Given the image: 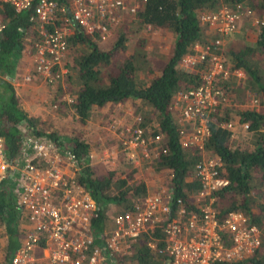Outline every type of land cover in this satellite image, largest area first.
<instances>
[{
  "label": "trees",
  "instance_id": "1",
  "mask_svg": "<svg viewBox=\"0 0 264 264\" xmlns=\"http://www.w3.org/2000/svg\"><path fill=\"white\" fill-rule=\"evenodd\" d=\"M245 3L252 13L254 11L249 3L259 11L254 37L247 32L248 28L235 40L233 37L222 43L220 50L228 68L243 74L246 89L253 92L249 96L264 102V0H143L132 14L135 17H132L131 23L153 24L173 34L168 48L171 51L167 59L162 60H156L155 53L145 51L143 42L129 50L126 45L129 21L116 25V22L107 23L105 31L91 32L69 22L71 31L65 37L66 50L62 59L66 70L62 76L52 80L65 76L69 82L66 84L72 89L70 100L63 96L59 99L45 97L41 91L39 93L29 86L19 85L18 88L6 78L14 71L21 55L23 36L34 20L30 10L15 12L8 3L1 4L0 16L5 26L0 32V137L6 159L13 160L19 156L25 137L50 140L59 149L71 151L74 156L72 179L95 202L90 230L93 241L100 243L103 232L111 224L108 209H131L136 198L141 199L150 191L146 181L134 178L138 170H154L162 174L163 183L159 187L164 185L168 189L171 213L180 204L177 198L187 209L195 210L193 197L190 196L200 186L195 173L196 164L201 157H210L215 160L218 174L227 179L226 184L212 191V206L217 216L222 217L228 210H239L261 229L260 242L250 254L235 261L216 264H264V111L252 107L257 101L252 102L251 98V107L243 106L237 110L238 121L247 122L248 129L253 130L252 146H229L231 129L222 124L228 120L229 108L221 103L216 104L215 111L210 115L207 135L199 143L183 145L182 141L192 125L181 118L177 111L180 104L175 103L177 92L198 84L201 71L205 68V62H194L186 67L180 64V59L193 51L195 43L212 46L213 39L217 37L216 32L200 20L199 14L215 11L221 6L240 9ZM132 15L125 12L121 17ZM111 28H115L114 34L109 38L108 47L103 48L99 41ZM69 49L76 50L77 54H69ZM121 51L125 52L124 55L115 60ZM111 63L112 69L109 67ZM139 71H146L148 77L139 78ZM52 80L50 82H54ZM226 80L217 83L223 93L229 95ZM245 87L241 88L244 90ZM63 89L69 91L59 85L56 87L58 92ZM127 98L139 99L144 108L135 124L150 129L151 136L158 134L160 138L148 145L153 149L155 147V154L150 157L141 155L138 164L126 160L130 170L119 174L111 167L98 166L99 163L93 160L92 142L80 129L69 130L64 126L63 119L69 114L71 119L82 123L92 107ZM43 101L49 106L51 103L52 109L42 108L47 106L41 103ZM37 102L41 106L39 109L35 108ZM24 103L29 105L28 109L22 108ZM16 186L11 178L0 181V234L5 238L1 248L8 262L18 238L29 224L19 219L24 215L16 203ZM19 220L22 222L20 228L17 227ZM162 238L159 226L138 234L129 242V249L113 256V264H163L166 256L162 250ZM149 240L153 242L152 247L147 244Z\"/></svg>",
  "mask_w": 264,
  "mask_h": 264
},
{
  "label": "built area",
  "instance_id": "2",
  "mask_svg": "<svg viewBox=\"0 0 264 264\" xmlns=\"http://www.w3.org/2000/svg\"><path fill=\"white\" fill-rule=\"evenodd\" d=\"M143 0H0L15 12L30 10L38 35H31L35 50L34 70L47 81L60 76L66 69L62 59L66 50V28L74 22L86 32L106 30L107 23H115L123 13L134 14ZM240 6V4H238ZM252 11L246 5L240 9L221 6L215 11H203L200 20L217 34L213 45L195 43L193 51L180 59L189 67L205 62L201 81L177 92L179 113L189 122L191 131L182 144L199 143L208 133V121L217 103L226 96L217 81L225 79L228 66L220 50L222 39L237 29L243 14ZM5 22L0 16V32ZM27 32V31H25ZM217 49H216V46ZM228 68V69H227ZM239 73V70H231ZM256 102V98L251 99ZM222 124L228 128L232 122ZM244 126H247L245 124ZM158 134L136 124L122 127L119 144L127 158L138 163L141 155L150 157ZM155 154V153H154ZM69 150H61L50 140L26 137L19 156L7 160L0 137V181L18 178L20 190L17 205L27 212V230L18 238L9 264H113V256L127 248L129 242L142 232L159 226L163 232V264H216L231 262L250 254L259 244L261 229L247 220L239 210H228L218 217L212 206V191L227 183L215 168V160L201 157L195 173L200 182L193 195L195 210L187 209L180 198L174 213L170 212L171 196L165 186L148 191L136 198L131 209L111 213V225L100 243L93 241L90 220L95 202L77 184L62 163H74ZM153 246L152 241H147ZM131 251V250H130Z\"/></svg>",
  "mask_w": 264,
  "mask_h": 264
},
{
  "label": "rangeland",
  "instance_id": "3",
  "mask_svg": "<svg viewBox=\"0 0 264 264\" xmlns=\"http://www.w3.org/2000/svg\"><path fill=\"white\" fill-rule=\"evenodd\" d=\"M253 1V0H252ZM244 5L248 6L247 3ZM249 6L252 7L254 13L250 15V13L244 15L241 19V21L237 24V29L232 33L230 36H224L222 39V43L225 41L228 42L233 37V40H235V37H238L242 34L243 31L247 30L251 35H255L257 30V7L253 6L249 3ZM263 12V11H261ZM132 15V14H130ZM122 16V15H121ZM119 16L118 21H116L115 25L120 22H128L127 26L129 27V34L128 38L126 40V45L129 48V50H132L134 47L140 44V42H143V47L145 51L149 53H155V59L156 60H162L167 59L170 49L168 51V48L172 42L173 34L167 30V29H161L153 24H144V23H131V20L135 17L132 16H125L124 18ZM133 17V18H132ZM123 18V19H122ZM122 19V20H121ZM121 20V21H120ZM114 25V24H113ZM114 25V26H115ZM252 25V26H251ZM112 26V28L114 27ZM111 28V30H112ZM116 28V27H115ZM114 28V29H115ZM114 29L110 32H105L104 37L102 41H99V44L106 48L109 44V38L111 35L114 34ZM66 34L71 31V27L66 28ZM25 32V37L22 39V47L23 55H27L28 61L27 63H20V66L25 65V70L21 73V77H19L22 80H19V85L21 83L28 84L29 87L36 89L37 92H42L43 96L45 97L48 95L49 98H61V96L65 98H72L71 92L68 85L69 82L66 81L65 76H63L60 80H52L54 82L47 81L45 78L41 76V74H38L36 71H34L33 61H32V45H31V35H38L37 31V25L36 23H33L31 28H28ZM31 34V35H30ZM127 50V49H126ZM69 54H77L76 50L75 52L72 51V49L68 50ZM124 51L120 52L115 60H119L121 56L124 55ZM149 56H152V54H149ZM20 57V56H19ZM67 58V57H66ZM223 58V56H222ZM25 58H18L17 62H20L24 60ZM62 66L63 61H62ZM111 69L113 67V64L109 66ZM228 69V68H227ZM29 76V79H24V75ZM63 74V73H62ZM62 74L60 76H62ZM137 76L141 79L148 77V73L146 71H139L137 72ZM225 79L228 85V89L230 90L228 92L229 95L226 96V100L222 103L224 106H227L229 108L228 111V120L232 122V125L230 127L231 134L228 139V144L230 147H234L235 145H247L252 146L251 140L253 139V130H249L248 126H244L247 122L238 121V111L239 109L244 108L245 106L251 107L252 102L249 101V98L253 95V92L250 91V89H246V80L243 78V74L241 72L234 73L233 71H230L228 69L227 73H225ZM14 83V81H12ZM67 82V84H66ZM229 82H235L238 83L237 86L231 85ZM57 85L60 87L69 89V91L62 90L58 92L56 90ZM72 86L74 84L71 83ZM245 87L243 90L242 88ZM44 90V91H43ZM45 92V94H44ZM252 99V98H251ZM43 105L42 108L45 109H52L51 103L45 104V101L41 102ZM244 106V107H243ZM41 106L39 102L36 103L35 108L39 109ZM51 107V108H50ZM252 107L258 108L264 111V102H259V100L256 102L255 105ZM143 105L139 99H131L127 98L125 100L119 101V102H107L101 106H95L92 107L88 117L86 120L82 123H78L77 121L70 118L69 114L66 116V118L63 119L64 126H67V128L70 130H77L80 129L81 132L92 142V151H93V160L98 166L101 167H111L114 169L115 173L119 174H125L130 170V164L127 163L126 160H129L126 156L125 151L123 150L121 144H119V136L120 131L122 130V127L126 124H135L137 119L139 118V114H143ZM70 110V109H69ZM179 111V108L178 110ZM255 132V131H254ZM186 139V138H185ZM133 163V162H132ZM139 163V162H138ZM137 163V164H138ZM64 166L63 168L66 169V171H69V174H73V166L70 165L68 162L62 163ZM97 166V165H96ZM140 169V168H139ZM134 178H142L144 181H146L150 186L148 190H153L156 188H159V184L163 183V177L162 174H159L155 172L154 170H145L140 169L138 170L134 175ZM154 185H157L154 186ZM164 186V185H163ZM156 187V188H155ZM115 208H109V212L113 213L116 210ZM23 211V210H22ZM22 217L19 219H23L27 222L30 221V218L27 214V212L23 211ZM22 225V222L19 220L17 227L20 228ZM111 225V224H110ZM21 236V235H20ZM5 242V238L3 234H0V264H7L8 261L5 260L3 256V250L1 248V245Z\"/></svg>",
  "mask_w": 264,
  "mask_h": 264
},
{
  "label": "crops",
  "instance_id": "4",
  "mask_svg": "<svg viewBox=\"0 0 264 264\" xmlns=\"http://www.w3.org/2000/svg\"><path fill=\"white\" fill-rule=\"evenodd\" d=\"M35 21H32V23H31V25L29 26V28H31L32 27V25H33V23H34ZM23 37H25V36H23ZM32 48V61H33V66L32 67H34V55H35V50H34V48H33V46L31 47ZM23 50H24V48L22 47V49H21V55H20V57H19V59L20 58H22V57H24L25 59L24 60H22V61H20V62H16V65H15V68H14V71L12 72V74L10 75V76H7L6 78H8V79H10L11 81H14V84L15 85H17L18 86V88H19V80H22V79H20L19 77H21V73H19L17 70H19L20 72H23L24 70H25V65H22V66H20V63L22 62V63H27V61H28V58H27V55H23ZM18 60V59H17ZM17 69V70H16ZM24 77V79H29V76H27L26 74L23 76ZM21 85L22 86H28V84L26 83V84H23V83H21ZM19 90V89H18ZM175 103H178V102H175ZM28 107H29V105H27L26 106V103H24V105L22 106V108L25 110V109H28ZM26 138V137H25ZM13 178V177H12ZM11 178V179H12ZM9 179V178H8ZM12 181L13 182H15V184H17V186H16V196H17V194H18V191L20 190V183H19V180H18V178H16V177H14V179H12ZM8 264H9V262H8Z\"/></svg>",
  "mask_w": 264,
  "mask_h": 264
}]
</instances>
